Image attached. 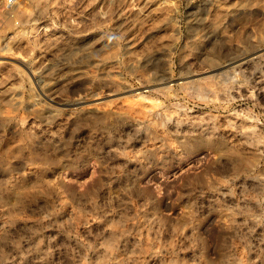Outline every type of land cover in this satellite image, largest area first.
Masks as SVG:
<instances>
[{"label": "rangeland", "instance_id": "obj_1", "mask_svg": "<svg viewBox=\"0 0 264 264\" xmlns=\"http://www.w3.org/2000/svg\"><path fill=\"white\" fill-rule=\"evenodd\" d=\"M0 264H264V0H0Z\"/></svg>", "mask_w": 264, "mask_h": 264}, {"label": "built area", "instance_id": "obj_2", "mask_svg": "<svg viewBox=\"0 0 264 264\" xmlns=\"http://www.w3.org/2000/svg\"><path fill=\"white\" fill-rule=\"evenodd\" d=\"M18 2V0H6V5L8 7H13L14 5H16Z\"/></svg>", "mask_w": 264, "mask_h": 264}, {"label": "bare ground", "instance_id": "obj_3", "mask_svg": "<svg viewBox=\"0 0 264 264\" xmlns=\"http://www.w3.org/2000/svg\"><path fill=\"white\" fill-rule=\"evenodd\" d=\"M50 97H51V95H50ZM50 97H49V99H50ZM57 97V96H56ZM51 99H53V98H51ZM54 100H55V98H54ZM58 100V99H57ZM52 101V100H51Z\"/></svg>", "mask_w": 264, "mask_h": 264}]
</instances>
